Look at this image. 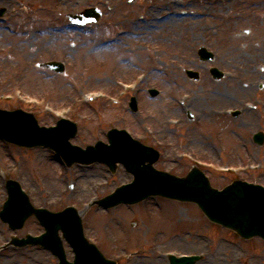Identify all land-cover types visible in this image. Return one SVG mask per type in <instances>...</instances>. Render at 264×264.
Returning a JSON list of instances; mask_svg holds the SVG:
<instances>
[{
    "label": "rangeland",
    "instance_id": "374dc122",
    "mask_svg": "<svg viewBox=\"0 0 264 264\" xmlns=\"http://www.w3.org/2000/svg\"><path fill=\"white\" fill-rule=\"evenodd\" d=\"M170 1L0 0L6 8L0 18V108L31 111L45 126L70 118L78 125L71 142L80 146L106 141L111 127L126 128L159 148L158 168L178 174L186 172L190 162L176 154L193 149L218 188L234 177L220 174L226 165L234 166L239 177L264 184V144L251 140L260 125L264 130V57L254 48L264 38V0ZM87 7H98L100 19L73 27L67 14ZM172 7L181 18L179 33L156 27L145 31L142 21L148 24L152 19L148 11H161V20ZM135 27L140 29L137 40L130 36ZM227 44L232 48L225 54L221 47ZM200 46L213 52V60H199ZM51 59L63 61L65 71L59 74L36 66ZM210 66L222 70L224 77L215 80ZM189 68L200 73L198 81L186 75ZM142 69L146 75L139 74L143 80L133 88L131 78ZM237 71H243L250 88L246 93L233 90L239 85L230 79ZM217 83L224 92L233 93L212 104L223 113L240 108L239 117L216 119L218 112L210 113L205 103L185 100L192 90L200 94V89L206 91ZM150 87L159 94L149 96ZM131 95L138 98V113L128 108ZM187 109L194 115L192 122ZM189 135L195 137V146H186ZM245 137L243 147L239 138ZM254 165L259 169L254 170ZM9 177L20 182L33 205L52 211L74 205L82 215L85 235L117 264H168L169 252L202 254L196 264H264L261 238L242 239L208 222L191 203L159 197L107 210L88 207L94 197L129 181L122 166L113 173L98 162L66 166L48 148H25L0 139V202ZM41 230L34 217L15 230L0 220V246L5 245L0 248V264H57L43 248L10 242L13 235Z\"/></svg>",
    "mask_w": 264,
    "mask_h": 264
},
{
    "label": "water",
    "instance_id": "95a60500",
    "mask_svg": "<svg viewBox=\"0 0 264 264\" xmlns=\"http://www.w3.org/2000/svg\"><path fill=\"white\" fill-rule=\"evenodd\" d=\"M81 14L82 17L72 16V18L81 23L95 21L99 18L100 11L90 8ZM199 55L202 60L212 58V54L204 47L199 49ZM43 65L58 71L63 70V64L59 62H48ZM212 73L215 77H220L216 69H212ZM189 75L198 77L195 72ZM155 93H157L155 90H151L152 95ZM133 105L136 109L134 103ZM76 131L75 123L67 119H60L57 126L46 128L39 126L31 113L19 109L12 111L0 109V137L7 141L29 147L35 145L52 147L61 153L68 164L73 161L89 163L100 160L115 167L118 161L133 172L134 180L131 183L118 187L113 194L98 201L105 207L121 202L134 203L156 193L182 200H194L210 219L233 228L244 237L260 235L264 238V188L235 184L217 191L211 188L207 179L197 171L192 170L186 177L177 178L153 169L152 163L157 158V153L151 152L150 147L133 140L125 130L111 129L107 133L110 144L97 141L95 145H88L85 149L69 142V138L74 136ZM262 138L261 134L255 137L258 141ZM145 160H148V163L141 166ZM9 189L12 202L17 201V204H20L22 197L27 199L16 182L10 183ZM8 205L9 202L4 205V210L1 212L4 221L11 222L14 227L21 226L27 216L35 213L46 228V233L42 236L21 240L20 244L36 241L49 245L59 256L60 264H115L114 261L105 259L93 244L86 241L81 218L73 207H67L60 212H49L28 205V209H24L21 213L10 210ZM58 230L63 231L66 240L76 250L73 263L65 260ZM194 261V257L176 259L171 256V264H193Z\"/></svg>",
    "mask_w": 264,
    "mask_h": 264
},
{
    "label": "bare ground",
    "instance_id": "6f19581e",
    "mask_svg": "<svg viewBox=\"0 0 264 264\" xmlns=\"http://www.w3.org/2000/svg\"><path fill=\"white\" fill-rule=\"evenodd\" d=\"M171 1L177 3V1H179V0H171ZM166 11H167L166 17H164L161 20L159 19L161 16V11H158V12L148 11L147 14L152 19L150 20L151 24L150 23L147 24L146 21H142V23L144 24V25H142V27L145 29V31L148 29H153L154 27H156V28H160V29H163V28L168 29V31L171 30L172 34L179 33V31H177V29L180 27L181 18L178 16L176 8L175 7H172V9L167 8ZM185 18H188V17H185ZM139 23H141V22H139ZM190 25H191V22H187V26L190 27ZM135 28L136 29H134L133 32L130 34V36L133 37L134 39H136V37H138L139 30H140L137 27H135ZM172 34H169V35H172ZM221 48H224L223 52L226 54L228 51V48H232V46L230 44H227L226 46L222 45ZM254 48H257V51L259 50L258 51L259 56L264 57V38H263V41L261 43H259V41H256ZM244 70H245V68H244ZM242 72L237 71L234 74L233 78L230 79V81H234L239 85L238 88L233 87V90L238 94L246 93L248 91V89H250V88H248V89L246 88L247 81L242 78V75H243ZM217 84L218 85H214L213 87L207 88L206 91H203V89H200V91H199L200 94L197 93L198 90H195V89L192 90L191 95H187L189 102H193L196 99L200 100L199 102L202 104L205 103L207 105V107L209 106L208 109L211 111L213 109V106L211 105L212 101L221 99L223 97V95H228V94L233 93V92L230 93L228 91L224 92V90L222 88H220V86H219L220 83H217ZM248 85H254V82H250V83H248ZM88 187L89 186L87 185L85 188H88Z\"/></svg>",
    "mask_w": 264,
    "mask_h": 264
}]
</instances>
